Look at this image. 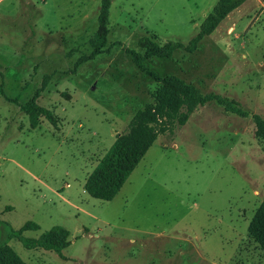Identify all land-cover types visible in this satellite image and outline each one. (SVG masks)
I'll list each match as a JSON object with an SVG mask.
<instances>
[{"label": "rangeland", "instance_id": "rangeland-1", "mask_svg": "<svg viewBox=\"0 0 264 264\" xmlns=\"http://www.w3.org/2000/svg\"><path fill=\"white\" fill-rule=\"evenodd\" d=\"M215 1L110 0L103 51L75 65L91 50L99 0H0V231L33 221L39 228L23 236L69 232L61 255L10 238L24 264H264L246 231L264 200L252 120L264 118V0L232 10L192 52L143 62L243 114L209 100L156 136L109 201L82 188L160 84L127 50L140 52L143 34L186 43ZM31 98L55 126L42 118L30 128L20 105Z\"/></svg>", "mask_w": 264, "mask_h": 264}, {"label": "trees", "instance_id": "trees-1", "mask_svg": "<svg viewBox=\"0 0 264 264\" xmlns=\"http://www.w3.org/2000/svg\"><path fill=\"white\" fill-rule=\"evenodd\" d=\"M245 1L247 0H216L211 10L201 20L196 33L186 43L166 40L159 44L151 35L143 34L137 37L136 46L140 52L130 49L127 52L141 71L160 84L152 95V103L133 113L124 130L116 133L112 143L85 177L82 188L88 196L109 201L156 136L163 133L167 125L175 128L182 126L196 106L209 100H215L226 110L243 114L239 108L232 106L231 101L218 94L202 93L193 84L175 76L158 77L153 71L147 70L143 62L150 57L169 58L178 49L192 52L203 37L209 35L229 12ZM109 6L110 0H99L96 17L97 28L89 39L91 50L87 55L80 56L75 61V65L92 59L103 51L108 32L106 22ZM20 109L26 115L30 128L37 127L42 118L53 126L58 122L53 112L47 107L37 104L35 98L21 104ZM252 120L255 135L264 142V118L253 114ZM6 208L10 209V206ZM1 223L0 220V225ZM3 224L7 228L5 235L0 231V264H24L17 253L7 244V241L12 237L16 238L26 249L39 247L54 251L59 255H61L60 251L69 244L68 230L59 225H53L41 231L36 237H25L22 235L24 231L39 228L35 222L25 221L17 229ZM246 231L264 253V200L255 208L248 221Z\"/></svg>", "mask_w": 264, "mask_h": 264}, {"label": "crops", "instance_id": "crops-1", "mask_svg": "<svg viewBox=\"0 0 264 264\" xmlns=\"http://www.w3.org/2000/svg\"><path fill=\"white\" fill-rule=\"evenodd\" d=\"M246 2V1H245ZM243 4V3H242ZM240 6V5H239ZM237 8V7H236ZM234 10V9H233ZM230 13V12H229Z\"/></svg>", "mask_w": 264, "mask_h": 264}]
</instances>
